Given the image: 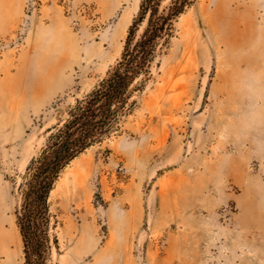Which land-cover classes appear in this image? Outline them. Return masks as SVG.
<instances>
[{"label":"rangeland","instance_id":"obj_1","mask_svg":"<svg viewBox=\"0 0 264 264\" xmlns=\"http://www.w3.org/2000/svg\"><path fill=\"white\" fill-rule=\"evenodd\" d=\"M140 4L0 0V231L17 239L0 264H24L31 158L121 56ZM152 72L120 132L56 182L50 264H264L232 243L245 188L264 179V0H194Z\"/></svg>","mask_w":264,"mask_h":264},{"label":"trees","instance_id":"obj_2","mask_svg":"<svg viewBox=\"0 0 264 264\" xmlns=\"http://www.w3.org/2000/svg\"><path fill=\"white\" fill-rule=\"evenodd\" d=\"M193 2L171 0L161 9L162 0H141L121 56L91 91L70 106L63 123L50 130L42 150L31 158L16 208L24 264H50V196L56 182L75 158L120 132L122 122L139 106L138 96L153 77V63L171 36L175 19Z\"/></svg>","mask_w":264,"mask_h":264},{"label":"crops","instance_id":"obj_3","mask_svg":"<svg viewBox=\"0 0 264 264\" xmlns=\"http://www.w3.org/2000/svg\"><path fill=\"white\" fill-rule=\"evenodd\" d=\"M252 180L257 186L248 184L240 198L238 220L235 217L239 228L232 233V243L243 249L264 250V179Z\"/></svg>","mask_w":264,"mask_h":264},{"label":"bare ground","instance_id":"obj_4","mask_svg":"<svg viewBox=\"0 0 264 264\" xmlns=\"http://www.w3.org/2000/svg\"><path fill=\"white\" fill-rule=\"evenodd\" d=\"M245 43V42H244ZM246 45V44H245ZM240 49V48H238ZM248 56V55H247ZM254 57V55L252 56ZM248 62V59H245ZM246 62V63H247ZM255 66H252L251 64L248 63V69H250L251 67V71H256V68L258 67V65L254 64ZM250 66V67H249ZM46 81V80H45ZM9 243V244H14L15 248L11 251V256H14L16 254L17 251V239L15 234L12 235L9 232L5 231V230H1L0 231V250L2 248H4V246ZM10 256V257H11Z\"/></svg>","mask_w":264,"mask_h":264},{"label":"built area","instance_id":"obj_5","mask_svg":"<svg viewBox=\"0 0 264 264\" xmlns=\"http://www.w3.org/2000/svg\"><path fill=\"white\" fill-rule=\"evenodd\" d=\"M217 264H221V262H220V261H218V262H217Z\"/></svg>","mask_w":264,"mask_h":264}]
</instances>
